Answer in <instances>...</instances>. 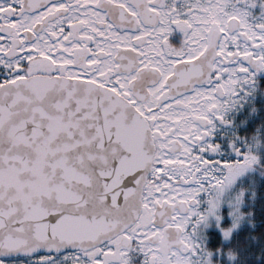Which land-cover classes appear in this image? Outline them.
I'll return each instance as SVG.
<instances>
[{"label": "snow or ice", "instance_id": "1", "mask_svg": "<svg viewBox=\"0 0 264 264\" xmlns=\"http://www.w3.org/2000/svg\"><path fill=\"white\" fill-rule=\"evenodd\" d=\"M0 264H264V0H0Z\"/></svg>", "mask_w": 264, "mask_h": 264}, {"label": "flooded vegetation", "instance_id": "2", "mask_svg": "<svg viewBox=\"0 0 264 264\" xmlns=\"http://www.w3.org/2000/svg\"><path fill=\"white\" fill-rule=\"evenodd\" d=\"M172 42H173L174 44H179V42H180V36H179V34H175V35H173V37H172ZM20 259H25V258L21 257Z\"/></svg>", "mask_w": 264, "mask_h": 264}]
</instances>
